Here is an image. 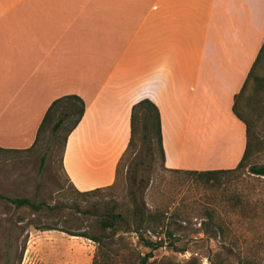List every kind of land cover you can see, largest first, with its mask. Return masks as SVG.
Returning a JSON list of instances; mask_svg holds the SVG:
<instances>
[{
  "label": "crops",
  "instance_id": "obj_1",
  "mask_svg": "<svg viewBox=\"0 0 264 264\" xmlns=\"http://www.w3.org/2000/svg\"><path fill=\"white\" fill-rule=\"evenodd\" d=\"M263 47L264 0H0V148H31L52 103L77 95L64 173L82 192L109 187L149 99L168 169L191 171L208 138L206 171L233 170L247 146L235 101Z\"/></svg>",
  "mask_w": 264,
  "mask_h": 264
},
{
  "label": "rangeland",
  "instance_id": "obj_2",
  "mask_svg": "<svg viewBox=\"0 0 264 264\" xmlns=\"http://www.w3.org/2000/svg\"><path fill=\"white\" fill-rule=\"evenodd\" d=\"M257 69L264 74V57ZM261 95V104L248 116L264 141V92ZM65 133V129L54 133L52 124L33 150L0 153V196L27 198L43 206L35 213L9 209L8 202L0 200V254L11 258L0 259V264H17L16 248L26 235L29 241L22 264H93L97 245L69 233L98 235L102 216L115 211L128 214L136 204L151 210L164 208L171 215L176 245L155 254L164 264H264V177L249 170L234 172L222 176L221 186H206L188 171L163 169L141 134L136 152L122 163L114 186L81 197L63 170ZM192 158L191 171L212 169L215 162L201 152ZM253 162L264 165V147ZM207 210L213 212V220L205 215ZM45 225L58 230H37ZM127 239L136 245L135 234ZM128 253L122 249L124 256Z\"/></svg>",
  "mask_w": 264,
  "mask_h": 264
},
{
  "label": "trees",
  "instance_id": "obj_3",
  "mask_svg": "<svg viewBox=\"0 0 264 264\" xmlns=\"http://www.w3.org/2000/svg\"><path fill=\"white\" fill-rule=\"evenodd\" d=\"M264 57V47L259 55L257 62L249 76L243 90L236 97L234 112L247 126V146L245 154L239 165L233 170H210V171H188V173L199 182L206 186L218 187L223 183V175L234 172H247L248 170L257 176L264 177V165L254 164V159L264 147V141L254 132V128L249 118V111L254 106L260 105L262 92H264V74L257 73V68ZM251 87V95L245 97V93L249 86ZM256 111V109H255ZM86 112V104L82 98L77 95H69L55 100L50 106L47 114L39 128L35 144L27 150H8L0 148V153H22L24 151L33 150L39 143L44 132L53 124V132L57 133L61 129H65L66 133L63 138L62 150V166L63 156L69 136L75 131L81 123ZM257 112V111H256ZM69 121L68 125L66 122ZM141 134L144 140L149 142L152 155L160 162L163 169L170 170L166 167V155L163 144L162 120L161 112L158 106L149 99H144L136 103L131 113V138L129 145L124 152L118 167L117 175L120 171L122 163L126 157L132 156L141 141ZM150 136V137H148ZM150 138V139H149ZM68 178V177H67ZM69 180V179H68ZM70 182V180H69ZM71 183V182H70ZM114 185L95 189L89 192L79 191L72 183L71 187L74 192L81 197L92 196L111 189ZM0 200L7 201L6 207L30 209L35 213L42 210V205H37L27 198L9 199L0 196ZM205 215L213 220V212L207 210ZM171 215L164 208L156 207L154 210L149 209L145 204L136 206L128 213L109 212L102 216L99 220L98 235L88 233L73 234L71 236L83 237L93 241L97 245L96 254L93 264H164V260L159 261L156 258V252L164 249L175 247L177 237L172 229ZM20 221H23L20 219ZM218 228L222 230V226L218 224ZM39 231L58 230L57 226H39ZM135 234L137 237L136 245L128 241L127 235ZM29 237L26 235L22 238L19 246L16 248L17 264H22L25 253L28 248ZM122 249L128 250V255L122 254ZM146 250V252H142ZM0 259L10 260V256L0 254ZM240 264H254L244 261Z\"/></svg>",
  "mask_w": 264,
  "mask_h": 264
},
{
  "label": "bare ground",
  "instance_id": "obj_4",
  "mask_svg": "<svg viewBox=\"0 0 264 264\" xmlns=\"http://www.w3.org/2000/svg\"><path fill=\"white\" fill-rule=\"evenodd\" d=\"M205 140V139H204ZM207 141H208V138L205 140V141H203V142H199V144H201L200 146V148L199 149H197L194 153L195 154H198L199 152H201V154H203L205 157H213L212 155V153L209 151V149H207ZM202 143H204L205 145H202Z\"/></svg>",
  "mask_w": 264,
  "mask_h": 264
}]
</instances>
